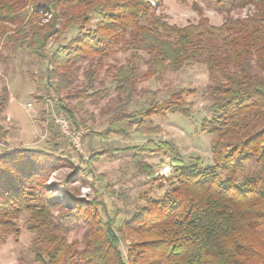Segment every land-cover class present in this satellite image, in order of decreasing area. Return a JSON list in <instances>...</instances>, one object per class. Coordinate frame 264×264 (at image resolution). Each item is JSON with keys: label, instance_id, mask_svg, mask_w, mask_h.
I'll use <instances>...</instances> for the list:
<instances>
[{"label": "trees", "instance_id": "trees-1", "mask_svg": "<svg viewBox=\"0 0 264 264\" xmlns=\"http://www.w3.org/2000/svg\"><path fill=\"white\" fill-rule=\"evenodd\" d=\"M228 2V10L252 9L244 17H226L219 26L206 18L178 26L157 14L150 0H0L1 35L21 58L27 54L33 61H47L53 92L65 90L66 98L92 104L115 95L106 126L94 131L97 137L131 130L151 134L159 131L155 116H190L186 98L195 91L188 87L133 105L142 64L145 78L160 79L188 63L203 62L211 79L207 95L212 117L202 119L201 130L212 135V165L202 166L198 157L186 161L164 140L127 147L138 169L146 168L151 178V166L140 159L144 154L164 156L156 164H168L171 173L168 187L158 195H141L143 204L120 224L117 211L110 212L97 197L77 196L68 185L94 172L93 161L100 155L95 148L86 166L68 174L59 195L48 181L61 159L52 152L56 140L42 148L20 146L0 153V216L11 223L27 215L36 262L264 264V0ZM93 16L97 19L88 27ZM72 26L76 34L63 43ZM118 47L129 57L106 67L111 81L104 85L98 80L102 62ZM83 61H88L87 82L71 91ZM8 96L3 87L0 113ZM65 114L72 127L85 126L74 107H66ZM52 127L48 122L47 130ZM7 133L0 126V140ZM250 162L255 166L247 170ZM81 226L82 246L68 240Z\"/></svg>", "mask_w": 264, "mask_h": 264}, {"label": "rangeland", "instance_id": "rangeland-1", "mask_svg": "<svg viewBox=\"0 0 264 264\" xmlns=\"http://www.w3.org/2000/svg\"><path fill=\"white\" fill-rule=\"evenodd\" d=\"M150 3L155 6L157 14L178 26L197 23L200 18H206L210 24L219 26L226 17H244L252 9L245 6L228 10V0H159L158 5L155 0H150ZM96 19L97 17L93 16L88 27H93ZM6 24L5 26L10 28L14 26L12 23ZM2 29L0 23V94L1 89L6 87L9 102L5 111L0 113V126L8 130L6 137L0 140V153L20 146L42 148L46 146L47 141L56 140L58 144L52 152L61 159L48 180L53 184L52 193L59 195L62 192V184L68 174L77 171L78 167L86 166L90 159V149L95 148L100 151V155L93 161L94 172H87L83 179L71 180L68 185L77 196L88 199L97 197L105 202L110 212H118L117 223L120 224L143 204L141 195L162 193L168 187L167 178L171 173L168 164H156L160 159H164V156L144 154L140 159L151 166V178L146 168L138 169L139 165L133 157L134 152L127 147L148 139L164 140L172 143L186 161L191 157H198L202 166L212 165V135L201 130L202 119L212 117L211 100L207 95L211 79L203 62L188 63L177 71H168L160 79L145 78V65L140 67L133 105L151 98H164L176 88H193L195 92L186 98L191 103L189 117L180 113H168L165 118L155 116L153 122L159 126V131L155 133L141 134L131 130L126 135L110 134L107 138H102L95 136L94 131H100L106 126V117L116 105L115 95L110 94L98 104H92L84 99L66 98L65 90L60 93L53 92L48 86L47 61H33L27 54H23L21 58L17 55L18 51L12 50L6 35H1ZM76 32L77 27H70L63 43ZM128 57L129 53L118 47L103 60L98 80L103 79L104 85H109L111 74H105L106 67L125 63ZM87 65L88 61L80 63L71 91L86 84L84 70ZM66 107H74L78 117L84 118L85 126L77 129L83 133V153L71 150L54 120L56 114H65ZM48 122L54 125L52 130H47ZM104 151L105 153L101 154ZM254 166L255 164L250 162L246 169L252 170ZM159 185L162 187L159 188ZM26 218L27 215L23 214L10 223L0 216V264H39L34 260L32 252L35 235L26 228ZM11 226L17 230L13 231ZM84 229L85 227L81 226L71 231L68 240L76 239L82 246ZM122 248L124 249V244Z\"/></svg>", "mask_w": 264, "mask_h": 264}, {"label": "built area", "instance_id": "built-area-1", "mask_svg": "<svg viewBox=\"0 0 264 264\" xmlns=\"http://www.w3.org/2000/svg\"><path fill=\"white\" fill-rule=\"evenodd\" d=\"M54 118L62 136L67 140L71 150L75 153H83V133L71 126L70 119L66 114L61 112L56 114Z\"/></svg>", "mask_w": 264, "mask_h": 264}]
</instances>
